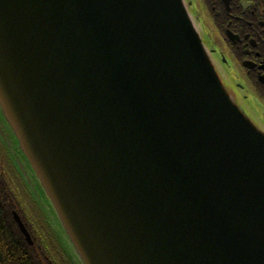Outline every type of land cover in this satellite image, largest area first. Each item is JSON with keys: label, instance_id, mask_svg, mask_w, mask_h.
Listing matches in <instances>:
<instances>
[{"label": "water", "instance_id": "95a60500", "mask_svg": "<svg viewBox=\"0 0 264 264\" xmlns=\"http://www.w3.org/2000/svg\"><path fill=\"white\" fill-rule=\"evenodd\" d=\"M198 21L0 0V136L79 264H264V129Z\"/></svg>", "mask_w": 264, "mask_h": 264}, {"label": "flooded vegetation", "instance_id": "af4514ba", "mask_svg": "<svg viewBox=\"0 0 264 264\" xmlns=\"http://www.w3.org/2000/svg\"><path fill=\"white\" fill-rule=\"evenodd\" d=\"M228 88L264 129V0H192Z\"/></svg>", "mask_w": 264, "mask_h": 264}, {"label": "trees", "instance_id": "16d2710c", "mask_svg": "<svg viewBox=\"0 0 264 264\" xmlns=\"http://www.w3.org/2000/svg\"><path fill=\"white\" fill-rule=\"evenodd\" d=\"M30 195L26 181L0 141V264H74ZM13 212L21 216L33 245L27 242Z\"/></svg>", "mask_w": 264, "mask_h": 264}, {"label": "rangeland", "instance_id": "374dc122", "mask_svg": "<svg viewBox=\"0 0 264 264\" xmlns=\"http://www.w3.org/2000/svg\"><path fill=\"white\" fill-rule=\"evenodd\" d=\"M199 29L201 30V27H199ZM220 66V65H219ZM220 68H221V66H220ZM0 141L2 142V140H1V137H0ZM9 155H10V157L12 158V155L9 153ZM14 165L16 166V168H17V170L19 171V169H18V167H17V164L16 163H14ZM20 174H21V176H23L24 174H23V172L22 171H20ZM25 178V177H24ZM28 183V182H27ZM32 192L33 193H35V191L34 190H32ZM31 196V195H30ZM35 199H37L38 200V203H39V205H40V211H41V213L42 214H44V215H47L48 217H50V219H51V221H50V223H51V225L53 226H55V234L59 237V239L62 241V243H63V245L65 246V248L68 250V251H70L71 253H73V251H72V249H70V247L68 246V242H67V239L65 238V236H64V234H63V232H61V229H60V227L58 228L57 226H56V224H55V222H57L56 221V219L53 217V214L51 213V210H50V208H48V207H46V206H43V204H42V201L36 196V198ZM35 204L36 205H38L36 202H35ZM38 205V206H39ZM52 217H53V219H52ZM55 221V222H54ZM53 223V224H52ZM58 224V223H57ZM59 226V225H58ZM65 243H64V242ZM68 243V244H67ZM66 244V245H65ZM74 254V253H73Z\"/></svg>", "mask_w": 264, "mask_h": 264}, {"label": "bare ground", "instance_id": "6f19581e", "mask_svg": "<svg viewBox=\"0 0 264 264\" xmlns=\"http://www.w3.org/2000/svg\"><path fill=\"white\" fill-rule=\"evenodd\" d=\"M188 2L192 4V0H188ZM61 246L63 247V244H61ZM73 258H74V261L76 262L77 261L76 258L75 257Z\"/></svg>", "mask_w": 264, "mask_h": 264}]
</instances>
